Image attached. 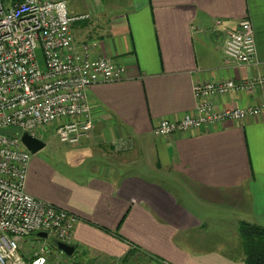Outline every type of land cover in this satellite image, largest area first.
Returning a JSON list of instances; mask_svg holds the SVG:
<instances>
[{"label": "crops", "instance_id": "0c3cea01", "mask_svg": "<svg viewBox=\"0 0 264 264\" xmlns=\"http://www.w3.org/2000/svg\"><path fill=\"white\" fill-rule=\"evenodd\" d=\"M71 14L78 43L127 68L93 85L94 127L63 146L65 166L33 154L26 189L79 218L83 264H245L238 229L264 226V115L158 137L162 119L194 113V87L264 75V0H82ZM249 19L256 62L237 65L225 40ZM217 111L264 103V86L216 95ZM52 130L43 138H51ZM74 252V253H75ZM134 256V255H133ZM140 263L143 260L138 259ZM48 264L64 261L54 252Z\"/></svg>", "mask_w": 264, "mask_h": 264}, {"label": "built area", "instance_id": "2783aa9c", "mask_svg": "<svg viewBox=\"0 0 264 264\" xmlns=\"http://www.w3.org/2000/svg\"><path fill=\"white\" fill-rule=\"evenodd\" d=\"M90 17L89 13L71 14L67 0L11 4L0 0V264H47L56 252L47 246L49 235L57 242L74 244L78 216L27 191L33 154L21 138L28 133L43 140L51 129L62 143L79 144L94 127L89 89L126 76L125 65L92 55L98 42L76 41L73 24ZM224 54L237 65L256 62L249 19L229 32ZM257 86H264V75L239 83L197 85L195 112L180 119H162L154 134L169 136L228 120L261 117L264 103L217 111L210 100ZM39 232L48 236L39 237ZM34 234L44 240L31 243L29 237ZM22 243H27L26 251Z\"/></svg>", "mask_w": 264, "mask_h": 264}, {"label": "trees", "instance_id": "16d2710c", "mask_svg": "<svg viewBox=\"0 0 264 264\" xmlns=\"http://www.w3.org/2000/svg\"><path fill=\"white\" fill-rule=\"evenodd\" d=\"M12 1L17 2L22 0ZM238 233L244 252L245 264H264V226L242 222L239 226ZM55 249L56 252L63 254V252L57 246ZM144 255L145 254H142L141 252L138 253L137 250H134L130 251L125 258L129 259L130 257H135L134 260L136 261H134V264H140L138 259L145 260L146 262L143 263L146 264L148 261L153 262L151 257H145Z\"/></svg>", "mask_w": 264, "mask_h": 264}, {"label": "rangeland", "instance_id": "374dc122", "mask_svg": "<svg viewBox=\"0 0 264 264\" xmlns=\"http://www.w3.org/2000/svg\"><path fill=\"white\" fill-rule=\"evenodd\" d=\"M70 7H77L78 5L82 4V0H67ZM5 2H7L8 4H11L13 1L12 0H5ZM41 53L40 51L38 52V56L40 57ZM43 140L46 142V146L40 150L39 152H42V154L45 155H49V158L54 161L57 165H59L60 167H64L65 163L64 160L62 159V156H64V150H63V146H67V144L62 143L59 138L57 136H52L51 138H43ZM38 152V153H39ZM37 153V154H38ZM44 240V239H41ZM37 234H34L32 236L29 237V241L31 243L36 244L37 242L41 241ZM46 243L47 246L50 247L51 250L54 251V249L57 246V241L54 238L53 235H49L46 238ZM26 244L27 243H22V247L23 249H25L26 251ZM28 247V246H27ZM54 253H52L53 256ZM62 258H64V261H70V260H77L78 264H83L82 260L80 259L81 255L79 254L78 251H76L72 256H68L66 254H61ZM143 262H146L145 260H143ZM139 264V263H137ZM140 264H146V263H140ZM147 264H156L154 262H147Z\"/></svg>", "mask_w": 264, "mask_h": 264}, {"label": "water", "instance_id": "95a60500", "mask_svg": "<svg viewBox=\"0 0 264 264\" xmlns=\"http://www.w3.org/2000/svg\"><path fill=\"white\" fill-rule=\"evenodd\" d=\"M23 144L31 151L32 154L38 153L46 146V142L42 139L35 138L28 133L22 135ZM39 237L46 238L48 234L46 232H39ZM57 247L66 255L72 256L75 252V247L63 242H57Z\"/></svg>", "mask_w": 264, "mask_h": 264}]
</instances>
